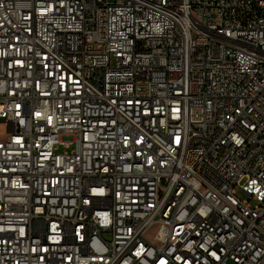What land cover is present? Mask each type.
<instances>
[{
  "label": "built area",
  "instance_id": "2783aa9c",
  "mask_svg": "<svg viewBox=\"0 0 264 264\" xmlns=\"http://www.w3.org/2000/svg\"><path fill=\"white\" fill-rule=\"evenodd\" d=\"M1 119L0 264H264V0H0Z\"/></svg>",
  "mask_w": 264,
  "mask_h": 264
},
{
  "label": "rangeland",
  "instance_id": "374dc122",
  "mask_svg": "<svg viewBox=\"0 0 264 264\" xmlns=\"http://www.w3.org/2000/svg\"><path fill=\"white\" fill-rule=\"evenodd\" d=\"M12 127H13L12 122L6 119H1L0 120V138L6 136L10 132ZM151 235H152V230L146 233L147 237H151Z\"/></svg>",
  "mask_w": 264,
  "mask_h": 264
},
{
  "label": "bare ground",
  "instance_id": "6f19581e",
  "mask_svg": "<svg viewBox=\"0 0 264 264\" xmlns=\"http://www.w3.org/2000/svg\"><path fill=\"white\" fill-rule=\"evenodd\" d=\"M85 253H92V245H85Z\"/></svg>",
  "mask_w": 264,
  "mask_h": 264
}]
</instances>
